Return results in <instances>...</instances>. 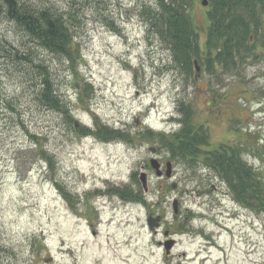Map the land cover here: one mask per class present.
Returning <instances> with one entry per match:
<instances>
[{"label":"rangeland","instance_id":"obj_1","mask_svg":"<svg viewBox=\"0 0 264 264\" xmlns=\"http://www.w3.org/2000/svg\"><path fill=\"white\" fill-rule=\"evenodd\" d=\"M28 1L61 12L76 3L80 59L71 68L28 44L0 15V41L20 53L31 49L71 114L68 120L39 106L26 74L0 61V98L16 104L0 109V264H264V212L238 205L204 160L207 151L242 142V158L264 173L261 47L233 68L211 60L209 68L198 5L193 14L204 60L197 73L187 72L146 24L156 0H96L86 7L83 0ZM184 120L207 138L198 162L187 164L169 146ZM141 170L146 194L137 181ZM117 187L141 194L123 200L112 193ZM149 214L161 217L157 230L148 229Z\"/></svg>","mask_w":264,"mask_h":264},{"label":"trees","instance_id":"obj_2","mask_svg":"<svg viewBox=\"0 0 264 264\" xmlns=\"http://www.w3.org/2000/svg\"><path fill=\"white\" fill-rule=\"evenodd\" d=\"M95 1L83 0V5L86 7ZM156 1L154 11L144 17L146 24L150 31L167 43L175 59L178 57L184 61L187 72L197 73L194 62L199 68L203 66L204 60L199 56V39L203 35L194 23L193 14L198 5L203 8L206 20L207 39L204 48L209 68L210 60L213 64L218 61L227 70L228 66L233 68L240 59L246 60L249 55L257 57L258 45L264 52V0H207L206 6H202L203 0ZM74 5L76 3L61 12L47 3L38 6L28 0H0V15L22 33L28 44H35L74 69L80 57L73 32L81 23V9ZM6 44L0 41V61L11 62L18 72L26 74V83L30 88H35L32 94L39 106L59 112L70 120L69 106L57 93L49 68L42 61L33 59L31 49L20 53ZM22 65H27L28 71L23 68L24 71ZM0 106V109L13 111L16 104L13 99L0 98ZM100 127L106 129L105 126ZM183 128L182 137L172 135L169 146L187 164L198 162L199 146H207V138L201 130L188 128L187 120L183 121ZM241 143L221 145L218 149L207 151L204 160L206 166L227 186L229 194L238 205L263 213L264 173L255 171L242 158ZM192 148L195 151L190 154ZM41 158L45 159L42 155ZM120 189L114 188L112 193L123 200H135L141 194L140 188L136 191L133 188Z\"/></svg>","mask_w":264,"mask_h":264},{"label":"water","instance_id":"obj_3","mask_svg":"<svg viewBox=\"0 0 264 264\" xmlns=\"http://www.w3.org/2000/svg\"><path fill=\"white\" fill-rule=\"evenodd\" d=\"M206 5H207V1L206 0L202 1V6H206ZM194 66H195L196 72H198L199 69L197 67V63L196 62H194ZM75 88L76 89L79 88L78 84H75ZM150 165L155 170L156 176L160 177L161 172L158 170V167H159L158 162L156 160H151ZM141 169H143V167ZM170 174H171V163L168 162L166 164L165 175H166L167 178H170ZM138 182L140 184L141 189L146 194L148 192V181H147L146 173L143 170H141L139 175H138ZM174 187L175 186H172V189ZM173 209H174V212L177 213V201L173 202ZM159 221H160V217H152V215H149V217L146 220L148 229L149 230L157 229L159 227ZM165 236H167V233H165ZM172 243L173 242L170 241V242H165L163 244L164 247H165V253L166 254H168L169 249L172 246Z\"/></svg>","mask_w":264,"mask_h":264}]
</instances>
